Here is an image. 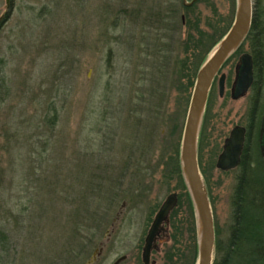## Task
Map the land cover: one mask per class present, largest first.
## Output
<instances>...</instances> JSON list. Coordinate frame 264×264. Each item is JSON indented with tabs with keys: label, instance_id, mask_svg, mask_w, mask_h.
Masks as SVG:
<instances>
[{
	"label": "rangeland",
	"instance_id": "374dc122",
	"mask_svg": "<svg viewBox=\"0 0 264 264\" xmlns=\"http://www.w3.org/2000/svg\"><path fill=\"white\" fill-rule=\"evenodd\" d=\"M182 2L11 0L7 7L0 0V264H53L73 246L72 264H90L97 251L91 264L121 256L120 264H144L149 228L173 192L178 204L152 260L189 263V190L179 171L193 57L182 64L180 42L148 39L149 15L163 12L174 23L165 9L178 6L177 21L200 20L219 38L238 2L199 0L186 11ZM254 3L264 36V0ZM154 42L164 45L163 58ZM251 44L226 61L221 73L231 82ZM259 79L263 109L264 64ZM250 102L249 95L220 98L215 85L199 132L200 169L222 243L242 167L222 170L218 156L228 131L246 123ZM253 147L248 157L256 165Z\"/></svg>",
	"mask_w": 264,
	"mask_h": 264
},
{
	"label": "water",
	"instance_id": "95a60500",
	"mask_svg": "<svg viewBox=\"0 0 264 264\" xmlns=\"http://www.w3.org/2000/svg\"><path fill=\"white\" fill-rule=\"evenodd\" d=\"M196 1L188 2L184 0V4L191 6ZM237 2V12L230 30L218 43L212 55L205 61L197 74L181 145L183 175L197 217L199 256L196 264H214L216 257L215 218L198 158V140L201 123L212 83L223 64L240 47L249 34L255 13L254 0H237ZM6 4L9 7L11 0H6ZM2 20L3 16L0 17V23ZM237 72L238 77L233 92L235 99H239L245 95L253 82V64L250 54L246 53L242 56L237 65ZM236 131L232 139L227 141L217 162V167L222 170L234 169L241 163L245 128L239 127ZM260 134L261 151L264 156V116ZM178 200L177 192L169 194L155 215L145 239L142 253L144 264L155 263L152 260V253L154 250L159 249L157 239L167 231L166 225L169 222L172 211L178 204ZM97 253L91 259L90 264L96 259ZM125 259L126 256H121L113 264H120Z\"/></svg>",
	"mask_w": 264,
	"mask_h": 264
},
{
	"label": "trees",
	"instance_id": "16d2710c",
	"mask_svg": "<svg viewBox=\"0 0 264 264\" xmlns=\"http://www.w3.org/2000/svg\"><path fill=\"white\" fill-rule=\"evenodd\" d=\"M255 1L257 2L258 0ZM195 4L196 2L191 6H187L182 2L180 3V6L186 11L191 9ZM164 9L165 8H163V11ZM165 12L171 13L174 17V23L169 22L167 17L163 18V12L151 13L149 15L150 25L147 26V33L149 35L147 38L153 39L154 41H157V43L166 41L170 38L171 46L176 42H180L183 51L182 53L185 55L182 64L185 60L190 61L193 57L191 68L192 73L190 75L192 81L189 87L191 89V86H193L194 80L196 79L200 68L205 63L207 56L231 27L234 16L230 17L226 29L221 32L220 37L214 38L216 31L213 30L215 32L214 34V32L210 33L208 30L202 28L200 20L190 21L187 20L188 17L185 19L183 17L182 19L181 16V21H177L176 17L180 14V7L178 8V6H176V8L171 11L165 9ZM140 14L139 11L134 12L133 17L139 21V19L142 18L138 16ZM261 28L262 26L258 20L257 12L255 11L250 32L246 36L244 42L246 40L252 42L250 47L251 52L254 53L255 59L258 63V72H260L261 67H263L264 64V61L262 62L259 57L261 56V59H264V36ZM185 29L186 36L184 37L182 30ZM179 33H181V35L178 37L177 34ZM167 35L171 37H168ZM157 43L154 42V46L159 50L157 56L162 57L161 55L165 53V48H163L164 45L160 46ZM187 54L189 56L186 57ZM248 155L249 152L247 151L242 160V174L238 177V183L233 197V224L230 236L226 243L220 241L216 229V257L214 264H264V166H262L261 158L259 156L256 159L257 164L254 165L250 162ZM179 175V179L184 183V178L180 171ZM187 195L189 198L191 214V219L189 221L190 228L188 230L193 240L190 255L188 257V264H196L199 256L197 218L190 193L188 192ZM72 246L73 245H71V247ZM73 248L74 246L71 248V251L66 258L62 259L59 257L55 261H53V258L52 263L63 264V260H65V263L67 262L70 264L71 262L72 264L74 262L73 259L78 258L77 254L73 255V252H76Z\"/></svg>",
	"mask_w": 264,
	"mask_h": 264
},
{
	"label": "flooded vegetation",
	"instance_id": "af4514ba",
	"mask_svg": "<svg viewBox=\"0 0 264 264\" xmlns=\"http://www.w3.org/2000/svg\"><path fill=\"white\" fill-rule=\"evenodd\" d=\"M246 53L250 54L251 58H252L253 82H252L249 90L247 91V93L245 95H243L241 98H244L248 95L251 96V102L249 105V108H251V109L248 111L247 121L245 124H239V123L235 124L228 131V135L224 139L222 151L218 156V160H219V157L222 154L227 141L232 139L233 134H235L237 132L236 131L237 128H239V127L245 128V141H244L243 152H242V156H241V163L238 167H236L234 169L241 168L244 155L247 153V151L249 152V142L254 143V147L256 149L255 151L258 153V156L261 158L262 166H264V156H263L262 151H261V134H260L261 127H262V119L264 116V106L262 109V104H263L262 85L263 84L261 83V81L259 79L260 72L257 71L258 63L255 59L254 53L251 52V50H250V52L243 53L239 57V60H238L236 67H235L234 79L232 82L230 80L231 79L230 74L228 75L227 73H221L226 62L223 64L222 68L220 69V71L218 72V74L216 75V77L212 83V87H211L210 92H209V97H208V101H207V105H206V109H205V115H204V116H206V113L208 111V103H209L210 95H211L212 89L215 85H217V87H218V93H219L220 98H223V97L226 98L227 96H229L231 99L237 100L233 97L234 85H235L237 77H238L237 65L240 62L242 56ZM241 70H242V68H241ZM220 73H221V75H220ZM254 135H256V140H255ZM254 147H253V150H254ZM249 155H250V153H249ZM262 160H263V162H262ZM230 170H233V169H230ZM226 171H229V170H226ZM163 237H164V233L158 237V239H157L158 245H159V243ZM126 258H127V256H126Z\"/></svg>",
	"mask_w": 264,
	"mask_h": 264
}]
</instances>
